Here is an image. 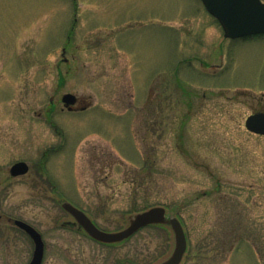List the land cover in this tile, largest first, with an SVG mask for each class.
Wrapping results in <instances>:
<instances>
[{"label": "rangeland", "instance_id": "obj_1", "mask_svg": "<svg viewBox=\"0 0 264 264\" xmlns=\"http://www.w3.org/2000/svg\"><path fill=\"white\" fill-rule=\"evenodd\" d=\"M256 112L264 36L227 40L200 0H0V264L34 251L11 219L40 232L43 264H160L174 249L168 225L103 247L64 201L107 232L164 207L186 234L181 264H262Z\"/></svg>", "mask_w": 264, "mask_h": 264}, {"label": "water", "instance_id": "obj_2", "mask_svg": "<svg viewBox=\"0 0 264 264\" xmlns=\"http://www.w3.org/2000/svg\"><path fill=\"white\" fill-rule=\"evenodd\" d=\"M201 2L209 14L219 21L226 38L234 40L264 35V3L261 0H201ZM62 102L71 111L77 103V97L73 94H65ZM245 125L251 133L264 136V113L250 115ZM29 169L26 162H18L10 168V175L15 178L24 176ZM61 206L74 218L79 229L100 244H119L148 226L169 225L174 233L175 246L171 255L160 264H181L187 251V239L181 222L174 216H168L164 207H154L131 216L128 226L121 231L106 232L99 229L84 212L71 203L64 201ZM11 222L25 232L34 244L29 264H42L45 255L42 235L24 221L11 219Z\"/></svg>", "mask_w": 264, "mask_h": 264}, {"label": "flooded vegetation", "instance_id": "obj_3", "mask_svg": "<svg viewBox=\"0 0 264 264\" xmlns=\"http://www.w3.org/2000/svg\"><path fill=\"white\" fill-rule=\"evenodd\" d=\"M77 104H78V102H77ZM85 110V107H83L82 108V111H84ZM75 110L73 109L71 112H74Z\"/></svg>", "mask_w": 264, "mask_h": 264}, {"label": "trees", "instance_id": "obj_4", "mask_svg": "<svg viewBox=\"0 0 264 264\" xmlns=\"http://www.w3.org/2000/svg\"><path fill=\"white\" fill-rule=\"evenodd\" d=\"M101 246H103V247H110V246H104V245H101Z\"/></svg>", "mask_w": 264, "mask_h": 264}]
</instances>
